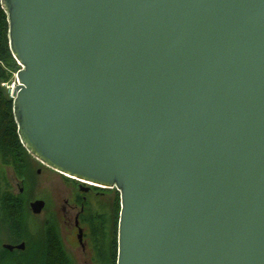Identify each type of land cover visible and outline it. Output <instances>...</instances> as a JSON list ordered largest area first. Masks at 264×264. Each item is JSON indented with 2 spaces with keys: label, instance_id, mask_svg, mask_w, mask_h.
Wrapping results in <instances>:
<instances>
[{
  "label": "water",
  "instance_id": "1",
  "mask_svg": "<svg viewBox=\"0 0 264 264\" xmlns=\"http://www.w3.org/2000/svg\"><path fill=\"white\" fill-rule=\"evenodd\" d=\"M0 2L20 143L119 192L115 264H264V0Z\"/></svg>",
  "mask_w": 264,
  "mask_h": 264
},
{
  "label": "trees",
  "instance_id": "2",
  "mask_svg": "<svg viewBox=\"0 0 264 264\" xmlns=\"http://www.w3.org/2000/svg\"><path fill=\"white\" fill-rule=\"evenodd\" d=\"M18 69L19 65L9 48L7 14L0 2V165H10L17 175H23L30 169L31 155L20 143L17 134V125L12 112L13 98L1 85L2 82L10 81L12 73ZM5 181L0 174V231L7 227L15 235L14 237L20 240L26 239L27 243L25 250L22 251H10L1 247L0 264H73L53 224L48 226L45 223L43 231L36 237L23 235L26 229L25 217L29 213V208L23 202L22 193L13 195L8 192ZM115 196L114 215L108 231L106 228L99 230V235L93 242L99 263L103 256L101 253L104 252L105 263L115 264L120 207L117 190H115ZM101 221L105 224V220Z\"/></svg>",
  "mask_w": 264,
  "mask_h": 264
},
{
  "label": "rangeland",
  "instance_id": "3",
  "mask_svg": "<svg viewBox=\"0 0 264 264\" xmlns=\"http://www.w3.org/2000/svg\"><path fill=\"white\" fill-rule=\"evenodd\" d=\"M13 84H16V72L12 73L10 81L8 80L1 83L10 96ZM29 163L30 169H28V171L23 175H17L10 165H0V174L4 177V181L6 180V189L8 192L13 195L22 193L23 202L26 203L29 208V213L25 217L26 229L23 235L36 237L37 234L43 231L45 223H47L48 226L53 224L58 232L61 244L63 243L62 245L65 247L72 263L85 264L81 260L85 259L86 254H82L80 251L73 248V246L71 248L63 238L64 230L59 221L57 207L62 204L61 198L65 195V191L59 183V179L56 177H48L43 173V171L40 174H37L36 168L38 165L34 164V162L32 164L30 161ZM36 199H42L45 202V207L40 214H33L29 207V203ZM115 202L116 196L114 190V194H109V197L107 198V207L104 209V212H106L104 216L107 231L110 221H112V216L114 215ZM14 236L15 235L9 231L7 227L1 230L0 248H3V243L17 244L23 241L25 243L23 250H25L27 240H20ZM17 251L22 250L17 249ZM103 264H107V262L105 263L104 261Z\"/></svg>",
  "mask_w": 264,
  "mask_h": 264
},
{
  "label": "flooded vegetation",
  "instance_id": "4",
  "mask_svg": "<svg viewBox=\"0 0 264 264\" xmlns=\"http://www.w3.org/2000/svg\"><path fill=\"white\" fill-rule=\"evenodd\" d=\"M29 160L32 164L34 162V164L38 165L36 168L37 174L43 171L48 177L58 178L65 191V195L61 198L62 204L57 207L59 221L64 230V241L71 248L73 246L82 254H86L85 259L81 260L83 263L102 264L105 254L104 252L101 253L103 256L99 263L94 252L93 242L95 237L99 235V230H105L106 228V225L101 220H105L104 215L106 212H104V209L107 207V198L109 194H114V188L101 187L66 176L32 156ZM44 207L45 202L41 212ZM12 250L17 249L14 248Z\"/></svg>",
  "mask_w": 264,
  "mask_h": 264
},
{
  "label": "built area",
  "instance_id": "5",
  "mask_svg": "<svg viewBox=\"0 0 264 264\" xmlns=\"http://www.w3.org/2000/svg\"><path fill=\"white\" fill-rule=\"evenodd\" d=\"M14 87V84L12 85V88ZM11 92H12V90H11Z\"/></svg>",
  "mask_w": 264,
  "mask_h": 264
}]
</instances>
